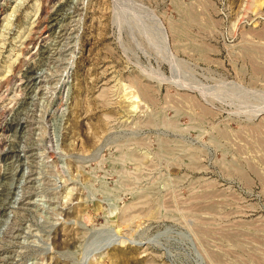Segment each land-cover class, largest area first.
Wrapping results in <instances>:
<instances>
[{
	"label": "rangeland",
	"instance_id": "obj_1",
	"mask_svg": "<svg viewBox=\"0 0 264 264\" xmlns=\"http://www.w3.org/2000/svg\"><path fill=\"white\" fill-rule=\"evenodd\" d=\"M264 264V0H0V264Z\"/></svg>",
	"mask_w": 264,
	"mask_h": 264
},
{
	"label": "water",
	"instance_id": "obj_2",
	"mask_svg": "<svg viewBox=\"0 0 264 264\" xmlns=\"http://www.w3.org/2000/svg\"><path fill=\"white\" fill-rule=\"evenodd\" d=\"M91 252H92V250H89V251H88V253H87V257H86V259H85V263H84V264H87V261H88V258H89V256H90Z\"/></svg>",
	"mask_w": 264,
	"mask_h": 264
}]
</instances>
